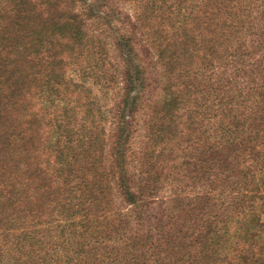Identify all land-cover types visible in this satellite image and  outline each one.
Instances as JSON below:
<instances>
[{
    "label": "trees",
    "instance_id": "obj_1",
    "mask_svg": "<svg viewBox=\"0 0 264 264\" xmlns=\"http://www.w3.org/2000/svg\"><path fill=\"white\" fill-rule=\"evenodd\" d=\"M258 2L138 0L137 18L146 22L168 91L144 115V151L154 158L175 149L193 160V149L181 147L185 135L178 143L174 139L189 126L206 143L217 135L202 145L208 147L200 150V164L224 169L214 189L198 195L189 209L197 211L194 227L183 230L185 225L177 224L169 237L148 242L145 233H119L122 220L115 223L107 211L109 174L99 169L98 138L85 132L79 110L70 113V104L84 96L78 87L82 72L91 75L94 68L81 59L85 41L78 11L65 9L66 0H0V264H264V236L252 240L262 226L257 215L264 214V65L255 82L246 76L227 97L226 102L238 103L231 111L233 125L216 129L210 125L215 117L205 115L209 102L221 106L219 94L230 78L225 68L244 48L234 45L251 14L256 20L252 9ZM256 44L264 64V38ZM129 93L127 103L136 96L129 102ZM183 100L194 106L186 120L178 118ZM133 106L117 138L125 141L124 150L118 143L113 153L120 176V165L132 156L126 141L135 131L126 126L137 113ZM152 171L148 180L156 184L159 177ZM247 199L258 200L257 214L244 211ZM94 212L97 217L88 215ZM255 243L259 249L246 257L240 247Z\"/></svg>",
    "mask_w": 264,
    "mask_h": 264
},
{
    "label": "rangeland",
    "instance_id": "obj_2",
    "mask_svg": "<svg viewBox=\"0 0 264 264\" xmlns=\"http://www.w3.org/2000/svg\"><path fill=\"white\" fill-rule=\"evenodd\" d=\"M63 7L78 11L76 17L81 23L79 26L85 41L84 55L81 59L85 60L86 65L94 66L91 75L82 72L78 87H80V96H84L80 103L70 104V109H72L70 113L72 114L73 110H79L78 118L88 127L85 132H89L94 140L98 138L99 152L96 156H99V169L109 174L106 180V188L109 189L106 191L107 211L112 219L115 218V223L122 220L117 227L119 233H125L127 236L131 235L133 231L134 236L137 237L145 233L149 242L154 241L156 236H159L160 240L169 237L173 234V229L177 224L178 226L185 225L183 230L194 227L197 211L190 213L189 209L192 208L194 201L201 197L198 195H206L208 191L214 189L213 183L219 181L224 169H221L219 165L200 164L204 161L200 150L206 149L208 146L202 147L206 142L198 135H193L189 126H186L187 129L180 128L181 132H178L174 139L178 143L181 135H185L181 138V147L193 149V160L184 159L182 153L175 149L168 150L167 153L163 152L154 158L148 155V150L144 151L146 150L144 149L146 141L143 138L147 136L146 132H148L144 115L147 114L149 108H152V101H155L159 96L165 98L168 91H164L163 78H159L162 75V68H159L160 64L157 61L154 45L152 46L150 38L145 32L146 22L137 18L142 9L139 7L138 0H66ZM254 11H256V20L251 14L249 17L251 23L247 20L245 28L240 30L238 38L240 44L234 45L236 48L243 45L244 48L225 68L224 72L229 74L230 78L225 80L219 94L218 99L221 106L213 107L211 102L208 103L211 111L206 112L205 115L211 113L210 118L215 117L210 125H215L216 129H219V126L224 128L226 125H233L234 114L231 111L234 106L238 107V103H229L226 100L231 95L234 85H237L238 81L242 85L246 76L250 77V75H252L251 80L255 82L254 79L257 78V74L264 65L260 56L263 50L256 49L258 45L256 42L264 38V0H259L252 9V13ZM251 25L255 29L250 30ZM120 41L123 42L119 46ZM86 44L89 46L86 47ZM236 68L237 70H235ZM129 75L136 80L128 79ZM241 89V92H246L247 87L243 85ZM130 90L128 101L130 102L131 95L135 94L136 96L133 101L127 103L125 97L127 91ZM191 95L195 98V93L192 92ZM180 100L181 92H179V102ZM185 102V100L182 101L181 109L178 112V115L181 116L178 118L181 120H186L187 109L194 107L184 105ZM132 105L137 113L135 112L131 125L126 126L129 130L135 131L132 133V140L126 141L132 156L127 165H120V176L113 153L115 147L121 143L122 152L124 150L123 143L125 141H119L117 138L122 133L121 123L125 120L124 117L126 116V121L130 122L128 115L133 111L130 110ZM241 114L239 112L235 115L239 118ZM238 135L241 139L242 134ZM213 136L214 138L205 145L214 141L217 135ZM89 141L91 140L88 139ZM213 150L217 151V155H219L218 149L213 148ZM231 155L229 154L225 160H228ZM146 166L151 167L148 172L143 171ZM201 168L204 170L202 171ZM150 170L155 172L153 176L159 177L158 183L153 184L152 180H148ZM260 174V172H256L257 177ZM189 176L194 177L191 179ZM209 182L212 184L210 188ZM128 191L133 197L128 194ZM133 199H136L138 203L132 204ZM247 200L242 206L244 211L257 214L259 212L258 200ZM188 202H191V206L188 205ZM208 210L204 206L203 211ZM88 215L97 217L96 212ZM257 216L260 220L257 222L262 226L259 232H253L252 240L264 236V214ZM187 217L191 218L190 222L186 220ZM171 219L176 224L173 225ZM199 219L203 220V218L197 217V220ZM259 244L255 243L252 247L241 246L240 248L249 258L253 253L251 250L259 249Z\"/></svg>",
    "mask_w": 264,
    "mask_h": 264
}]
</instances>
